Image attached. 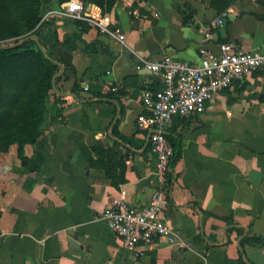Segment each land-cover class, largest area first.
<instances>
[{"label": "crops", "instance_id": "crops-1", "mask_svg": "<svg viewBox=\"0 0 264 264\" xmlns=\"http://www.w3.org/2000/svg\"><path fill=\"white\" fill-rule=\"evenodd\" d=\"M66 2L41 0L40 12ZM223 11L224 24L203 39L202 27ZM106 13L123 44L86 21H46L60 42L80 36L69 56L75 73L59 64L63 106L48 97L42 133L23 149L26 164L13 146L0 158V264H264V241L240 246L264 240V75L230 85L202 114L173 117L165 133L175 155L162 176L137 119L142 91L163 84L135 67L138 57L194 61L201 42L264 51V0H119ZM163 182L165 222L189 247L155 242L137 256L102 214L120 196L129 207L147 205Z\"/></svg>", "mask_w": 264, "mask_h": 264}, {"label": "built area", "instance_id": "built-area-1", "mask_svg": "<svg viewBox=\"0 0 264 264\" xmlns=\"http://www.w3.org/2000/svg\"><path fill=\"white\" fill-rule=\"evenodd\" d=\"M67 5L50 8L43 12L40 22L53 17H70L86 21L101 34L125 42V35L113 24L109 14L93 12L83 0H68ZM226 11L203 26V39L212 37V32L224 24ZM217 50L201 42L198 58L194 61L180 60L165 55L158 60L138 57L136 68H148L160 75L162 87L144 89L141 103L145 110L137 119V126L149 132L152 151L157 156L156 169L162 176L167 171L175 152L165 128L173 117L187 118L202 114L215 95L232 84L241 83L256 74L264 75V51L257 48L244 50L235 41L217 44ZM88 87L84 85L86 90ZM116 91L117 87L111 88ZM166 184L154 190L145 206H127L123 196L114 198L102 216L110 230L120 238L123 247L137 256L144 254L141 246L151 248L155 242H164L180 248L189 244L180 240L177 233L165 222L163 210L167 205Z\"/></svg>", "mask_w": 264, "mask_h": 264}, {"label": "trees", "instance_id": "trees-1", "mask_svg": "<svg viewBox=\"0 0 264 264\" xmlns=\"http://www.w3.org/2000/svg\"><path fill=\"white\" fill-rule=\"evenodd\" d=\"M118 1L83 0L98 6L101 13L109 12ZM40 6L41 0H0V153L17 143L22 165L27 160L23 146L34 144L42 133L48 97L51 95L55 103L63 106V97L56 90L63 75H59V64L65 67V73H75L69 56L76 47L75 39L80 37L73 35L60 42L54 32L45 31L46 22H40ZM10 39L13 40L8 42ZM83 43L85 48L93 46ZM263 241L260 237H247L240 246L261 245Z\"/></svg>", "mask_w": 264, "mask_h": 264}, {"label": "rangeland", "instance_id": "rangeland-1", "mask_svg": "<svg viewBox=\"0 0 264 264\" xmlns=\"http://www.w3.org/2000/svg\"><path fill=\"white\" fill-rule=\"evenodd\" d=\"M13 39H10V40H8V42H11ZM26 145V144H25ZM25 145L23 146V149H24V147H25ZM11 146H13L12 148H13V150L11 151V152H15L16 154H18V145H17V143H13L12 145H10V147ZM10 147H9V150H10ZM9 150L7 151V152H5V153H0V158L3 156V155H5V154H7L8 152H9ZM13 155V154H12ZM18 156V155H17Z\"/></svg>", "mask_w": 264, "mask_h": 264}, {"label": "water", "instance_id": "water-1", "mask_svg": "<svg viewBox=\"0 0 264 264\" xmlns=\"http://www.w3.org/2000/svg\"><path fill=\"white\" fill-rule=\"evenodd\" d=\"M65 5H67V3H65V4L63 5V7H64ZM31 37H32L33 39L37 40V37H36L35 35H32ZM69 243H70V245H72V246H73V244H74V242H73L71 239H69Z\"/></svg>", "mask_w": 264, "mask_h": 264}]
</instances>
